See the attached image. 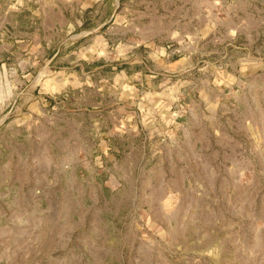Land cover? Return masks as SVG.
I'll return each mask as SVG.
<instances>
[{
    "label": "rangeland",
    "instance_id": "1",
    "mask_svg": "<svg viewBox=\"0 0 264 264\" xmlns=\"http://www.w3.org/2000/svg\"><path fill=\"white\" fill-rule=\"evenodd\" d=\"M0 20L49 52L0 74V264H264V0H0ZM98 92L131 122L73 136L65 102ZM217 125L241 133L225 160ZM155 156L161 194L113 193Z\"/></svg>",
    "mask_w": 264,
    "mask_h": 264
},
{
    "label": "crops",
    "instance_id": "2",
    "mask_svg": "<svg viewBox=\"0 0 264 264\" xmlns=\"http://www.w3.org/2000/svg\"><path fill=\"white\" fill-rule=\"evenodd\" d=\"M8 23L7 21L0 20V74L2 72H6L9 70L13 74H17L18 76H25L27 74H31L34 72V67L38 62L39 59L41 61L49 56V52H45L43 48L44 43V36L42 35L43 32L40 34L34 33V31L26 30L25 33L21 32L20 35H13V37H10L8 34L4 31V25ZM41 47V49H39ZM23 51V52H22ZM45 56V57H44ZM43 58V59H42ZM47 72V70L45 71ZM32 76V75H31ZM72 85H77V83L74 81H71ZM82 83L78 84L81 85ZM60 86V85H59ZM62 86L59 87V89ZM102 95L100 92L95 93L94 96H91L87 99H79V98H72L68 99L65 102H68L69 105H71V108H68L69 112L66 113L69 114L68 123L72 124L74 126V132L73 136H78L79 129L81 130L84 125L91 122H100L102 134L105 135V133H109L111 136L114 133H118L120 131L121 127L123 129L124 126L127 125V122H131L132 118L131 116L128 117V115L118 118L117 116H114L115 114L112 113L110 110V113H107L105 115V118L103 120L102 114H99L96 112L97 110H101L102 108V98L99 96ZM159 100V102H157ZM165 99H157L154 102V105H159L160 109L163 107L165 110V113H167L166 106L168 105L167 101H164ZM128 101V100H127ZM37 104L40 102H36ZM34 105L33 107L37 106ZM129 106V102H127ZM170 104V103H169ZM64 105V106H65ZM111 105V104H110ZM219 105H221V102H219ZM236 105V104H235ZM87 111V112H86ZM163 111V110H162ZM234 112H236L235 109H233ZM218 117L221 116V113L224 114V110H221V108L218 106L216 111ZM145 115V113L143 114ZM158 117H162L163 114L157 113ZM215 116V112H214ZM148 118V117H147ZM146 118V119H147ZM145 120V117H144ZM109 121V122H108ZM194 133V132H193ZM202 136H212L214 138H217V141L214 143V146L212 147L213 152L217 155L219 158L220 155L223 160H225V154H226V140L225 138L227 136L234 138L236 141V137L241 136V133H238L236 130H233L232 132H226L225 129H222L220 125H217L216 128H211L208 131L202 130L200 132ZM221 138V140H220ZM236 145H233V148L235 149ZM190 146L187 145V149ZM209 145H201V147L192 145V149L198 150L201 148H207ZM190 151L186 153V162L187 165H189L190 157L192 156L193 160H199V162L204 161L202 157L198 158L193 152V155H189ZM172 157V156H171ZM220 159V158H219ZM172 161V160H171ZM173 165H170V173L174 174L175 177L171 176L169 184L176 185L177 184V178H178V172L176 170V167ZM128 167L131 168L132 172H136L134 174H129V176H120L119 173L112 175L111 178H109V184L116 186L113 189V193L117 196H139L140 193L145 194L146 188H152V193L154 195L161 194L162 192V161L160 157L156 158V156L153 159V162L149 165V169L152 170V177H145L144 174V166L140 167V163L136 162V160H133V162H129ZM113 168H127V164L125 162H117L113 163ZM139 169H141L142 173L139 175ZM174 169V170H173ZM173 171V172H172ZM187 179V174H186ZM141 188H140V186ZM153 186V187H151ZM142 191V192H141Z\"/></svg>",
    "mask_w": 264,
    "mask_h": 264
}]
</instances>
